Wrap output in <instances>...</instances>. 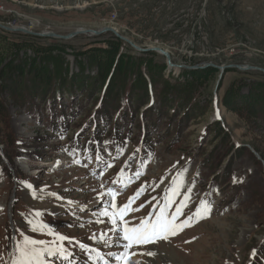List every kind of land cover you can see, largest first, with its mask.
I'll use <instances>...</instances> for the list:
<instances>
[{"label": "rangeland", "instance_id": "rangeland-1", "mask_svg": "<svg viewBox=\"0 0 264 264\" xmlns=\"http://www.w3.org/2000/svg\"><path fill=\"white\" fill-rule=\"evenodd\" d=\"M0 22L60 35L110 26L141 47L160 46L175 64L233 63L264 69V0H0ZM7 35L64 50L53 52L49 62L37 58L53 66L41 91L61 82L55 109H46L41 92L32 110L6 102L10 119L0 124V136L8 137L9 144H0V264H11L24 236L53 249L57 243L66 245L74 253L73 264H101L96 253L89 260L75 244L58 241L59 235L98 248L115 264L107 253L120 249L109 247L111 239L100 245L89 237L114 227L99 215L109 201L111 211L119 213L142 186V194L130 205L139 210L117 216L118 221L135 226L146 217L154 220L169 188L179 192L165 209L169 214L184 193L190 197L176 224L197 208L202 218L193 217L189 226L167 239L132 244L126 264H264L263 72L230 68L219 82V72L196 81L182 71L192 69H168L159 53H140L126 43L130 63L118 74L110 96L117 102L126 89L121 117L108 105L104 110L111 121L101 123L96 114L103 103H98L103 95L99 68L78 53L106 47L111 32L68 39L19 31ZM32 55L28 51L24 58ZM129 69L140 70L144 81L138 74L139 81L133 83L135 74L125 75ZM228 98L232 106L225 107ZM182 106L190 107L188 117ZM217 121L223 133L215 132ZM4 148L12 149V163ZM136 172L142 175L137 178ZM108 189L115 191L114 200L98 197ZM98 219L106 223H95ZM55 264L69 262L56 258Z\"/></svg>", "mask_w": 264, "mask_h": 264}, {"label": "trees", "instance_id": "trees-1", "mask_svg": "<svg viewBox=\"0 0 264 264\" xmlns=\"http://www.w3.org/2000/svg\"><path fill=\"white\" fill-rule=\"evenodd\" d=\"M106 47H93L87 49L83 52L78 53L79 56H88L87 60H92L96 63V66L99 68V79L101 81V93L100 100L98 103H102V108L98 110L96 113L99 116V121L101 123H108L111 121V117L108 114L107 110H104L105 107L111 105L110 108H115L118 110V116L121 114L123 108L121 107V102L123 103V93L126 92V89L122 88V94L120 95L119 100H116L111 96V93L117 88L115 87L116 78L118 74L127 69L130 60L129 57L126 56L124 50L128 46L126 42L118 39L117 37L112 36L111 39L107 40ZM63 51L64 49L58 46H34L26 41H15L8 37L7 32L0 29V124L7 123V119H10V113L6 108V102L9 100L20 106H27L29 109H34L36 103L34 102L35 96L41 92V96L43 98V104L46 109L53 107L56 108L55 100L56 98H60L62 96V90L60 89L61 82L56 80L54 83H50V90L48 92L41 91L42 83L45 81L49 83L51 79V75H47V72L51 69L53 70V66L47 67L42 62H37V58H40L44 61H50L51 54L55 51ZM30 51L33 55L28 60L25 59V54ZM140 53H148L153 54L154 52H140ZM40 56V57H38ZM127 58V59H126ZM79 66V70L83 71L84 66L80 61H76ZM146 65V63H144ZM55 74L58 75L56 70ZM184 74H192L193 78L196 81L203 78L206 80L212 79L217 76L219 70L214 67H206L203 69H192V70H182ZM229 71L225 69L224 72ZM127 74H135V78L133 83H137L139 81L138 74L142 81H144L143 74L139 70L137 73L133 69H129L126 72ZM32 75L30 79L29 76ZM126 76L122 81L125 80ZM30 80V83H28ZM63 80V79H62ZM147 85V82H146ZM166 85V81H165ZM164 92V91H163ZM70 94H72L70 92ZM225 107L232 106L229 102L231 98L224 100ZM222 104V102H221ZM190 107H183V114L188 117L190 113ZM218 121L215 122V132L219 131L223 133V129L218 125ZM224 138L228 137V134H224ZM223 136V135H222ZM0 136V144L9 145L7 143L8 137L6 140ZM13 144V140L11 139V145ZM238 146H236L237 148ZM242 147L239 146V149ZM236 149V150H239ZM12 149L4 148V155L8 162L12 163L13 154H11Z\"/></svg>", "mask_w": 264, "mask_h": 264}, {"label": "snow or ice", "instance_id": "snow-or-ice-1", "mask_svg": "<svg viewBox=\"0 0 264 264\" xmlns=\"http://www.w3.org/2000/svg\"><path fill=\"white\" fill-rule=\"evenodd\" d=\"M19 143V142H18ZM99 158V157H98ZM123 170H121V173ZM119 175V174H118ZM136 177L139 178L142 173L136 172ZM131 177L128 178V183H131ZM122 182L120 180H115L113 183ZM26 187L30 185L25 184ZM127 187V183L123 185ZM182 186V185H181ZM103 187V185L101 186ZM189 191H191L189 189ZM143 192V186L136 190L133 197H129V203L122 206L119 213L112 212L111 209L114 207L111 201H109V206L102 209L99 213L100 217L108 218L110 223L114 227H110L106 232L102 231L99 235L92 234L89 239L94 241L96 244L103 245L111 239L112 244L115 245L120 251L113 253L109 251L107 253L108 257H111L115 264H126L127 257L129 256V248L132 244H146L153 243L157 239H167L169 235H175L178 231L182 230L183 227L189 226L193 217H201V208L184 220L181 224H176V220L179 216L183 214V209L187 205V201L190 197L187 193H184V200L175 204V211L171 214L167 213L165 209L171 207L174 203L172 197L179 195L177 188H169L167 192L170 195L164 196V204L160 206L159 212L156 214L155 219L143 218L140 220L138 225L129 226L128 221L117 220V216L123 217L129 210L138 211L139 209L130 208L131 203L138 198ZM105 196H111L114 200L115 191L113 189H108L105 192L98 193V197L103 199ZM155 199V197L153 198ZM201 205L204 206L205 202L201 201ZM140 207H143L141 205ZM83 210V209H82ZM105 219H98L95 223H105ZM36 229L33 228V231ZM109 233L114 235L109 237ZM58 241H67L68 244H75L78 246L82 252L88 254L89 260H91V253H96L97 257L101 261V264H110L109 260L104 256L100 255V251L96 247L87 245L81 241H76L75 238L65 237L63 235L57 236ZM147 255H154L152 252L146 253ZM254 254V253H253ZM131 255H135L132 253ZM74 253L70 252L66 245L57 243L55 249L51 246H44V241L29 239L27 236L23 237V243L16 245V250L13 253V259L11 264H55V259L59 258L61 261H68L69 264H73ZM95 264V262H93Z\"/></svg>", "mask_w": 264, "mask_h": 264}, {"label": "water", "instance_id": "water-1", "mask_svg": "<svg viewBox=\"0 0 264 264\" xmlns=\"http://www.w3.org/2000/svg\"><path fill=\"white\" fill-rule=\"evenodd\" d=\"M0 29L7 31V32H15V31H19L25 34H30V35H35V36H49V37H55V38H59V39H68V38H72L77 34H81V33H87L89 35H98L100 33L103 32H111L115 37H117L118 39L126 42L127 44H129L132 48H134L136 51L139 52H148V51H155L157 53H159L160 55H162L165 58L166 64L168 69L173 68L175 71H179V69L181 68H186V69H202L205 67H214L217 68L219 70V75H218V79L217 82H219L223 76V73L225 71V69H230V68H236L238 70L241 71H245V70H249V69H256L259 70L261 72L264 73V69L260 68V67H256V66H251V65H241V64H226V65H216L212 62H204L202 64H196L193 66H185V65H180V64H175L172 62L169 53L161 48L160 46H156V45H150V46H146V47H141L137 44H135L134 42H132L129 38L121 35L118 33V31L110 26H103L100 27L99 29H85V28H80V29H76L66 35H60V34H56L53 32H33L31 30H29L26 27L23 26H12V25H6L0 22ZM255 154V156L258 158L257 153L253 152Z\"/></svg>", "mask_w": 264, "mask_h": 264}, {"label": "bare ground", "instance_id": "bare-ground-1", "mask_svg": "<svg viewBox=\"0 0 264 264\" xmlns=\"http://www.w3.org/2000/svg\"><path fill=\"white\" fill-rule=\"evenodd\" d=\"M46 215V214H45ZM55 219V218H54ZM106 223V222H105ZM46 229V228H45ZM52 229V228H51ZM39 230V229H38ZM70 231V230H69ZM221 231V230H220ZM92 233V232H91ZM227 233V232H226ZM75 234V233H74ZM192 234V233H191ZM81 236V235H80ZM215 263V262H214Z\"/></svg>", "mask_w": 264, "mask_h": 264}]
</instances>
